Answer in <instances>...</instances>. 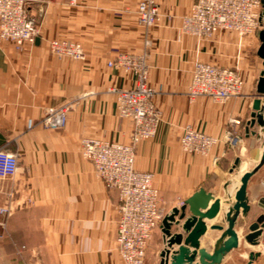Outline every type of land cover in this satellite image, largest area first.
<instances>
[{
  "label": "crops",
  "instance_id": "0c3cea01",
  "mask_svg": "<svg viewBox=\"0 0 264 264\" xmlns=\"http://www.w3.org/2000/svg\"><path fill=\"white\" fill-rule=\"evenodd\" d=\"M160 18L152 26L140 22L139 0H29L39 34L17 47L0 39V147L19 154L13 179L0 177V204L13 212L0 225V264H124L117 248L119 192L100 178L81 153L84 137L129 142L133 121L117 111L113 88L133 87L135 74L115 62L122 53L144 58L149 84L161 111L156 134L138 143L136 167L155 173L154 183L169 212L200 187L222 198L221 210L206 219L201 246L211 250L241 175L256 164L264 145V128L247 132L257 84L264 69L258 55V30L240 37L234 30L196 36L183 31L182 17L195 0H157ZM264 19V18H263ZM263 29V28H262ZM78 40L85 57H59L51 39ZM238 67L244 85L238 96L216 101L191 97L195 61ZM73 104L63 127L39 121L47 106ZM31 123V124H30ZM186 125L217 139L207 155L185 152L180 136ZM252 131H256L253 133ZM228 132L232 136H228ZM252 208L240 216V245L221 264H264V230L256 245L248 243V225L264 212V164L247 189ZM165 246L161 222L148 242L145 264H158ZM198 261L195 258L193 264Z\"/></svg>",
  "mask_w": 264,
  "mask_h": 264
},
{
  "label": "built area",
  "instance_id": "2783aa9c",
  "mask_svg": "<svg viewBox=\"0 0 264 264\" xmlns=\"http://www.w3.org/2000/svg\"><path fill=\"white\" fill-rule=\"evenodd\" d=\"M262 0H195L183 15V31L196 36L212 35L219 30H234L240 37L264 29ZM139 20L146 26L160 18L157 0H139L136 8ZM39 34L37 19L30 13L29 0H0V39L21 47L33 42ZM50 49L59 57L84 58V45L78 40L51 39ZM110 65L123 67L135 74L133 87L113 88L117 93V111L133 121L129 142L97 137L81 140L82 156L91 161L100 178L119 192L116 243L124 264H145L148 242L167 213L160 191L154 183L155 173L136 167V149L140 141L153 137L161 120V111L149 84V69L143 57L122 53ZM244 85L238 67L195 61L189 94L209 95L216 101L238 96ZM73 102L47 106L40 123L47 128L63 127ZM31 124V123H30ZM232 136L228 132V137ZM218 138L186 125L180 136L182 149L191 154L207 155ZM19 154L0 147V177L13 179L19 168ZM183 202H181L182 204ZM13 212L11 201L0 204V225Z\"/></svg>",
  "mask_w": 264,
  "mask_h": 264
},
{
  "label": "water",
  "instance_id": "95a60500",
  "mask_svg": "<svg viewBox=\"0 0 264 264\" xmlns=\"http://www.w3.org/2000/svg\"><path fill=\"white\" fill-rule=\"evenodd\" d=\"M262 16L264 17V0ZM261 44L258 49V55L263 59L264 65V29L259 32ZM258 96L253 101L252 118L248 121L246 130L256 124L264 128V69L262 70L257 84ZM255 133L256 131H252ZM257 160L253 168L246 170L240 177V184L237 187L233 199L224 200L231 202L223 223L213 222L211 229L221 231V234L214 243L211 250L201 246L200 237L207 229L206 219L215 218L220 210L222 198L216 197L205 187H200L192 195L187 197L180 206L173 207L165 214L161 221V227L164 234L165 246L161 251V259L158 264H221L224 256L234 248L240 245V237L236 229L239 217L247 216L252 208L249 201L247 189L253 174L264 164V145L261 151L255 155ZM261 206L264 208V199H261ZM249 231L244 234L245 240L256 245L260 242L259 237L264 230V212L248 225ZM259 255V252H251L247 264H252L253 260Z\"/></svg>",
  "mask_w": 264,
  "mask_h": 264
},
{
  "label": "rangeland",
  "instance_id": "374dc122",
  "mask_svg": "<svg viewBox=\"0 0 264 264\" xmlns=\"http://www.w3.org/2000/svg\"><path fill=\"white\" fill-rule=\"evenodd\" d=\"M246 217V216H245ZM242 226L244 227V229L248 226V221H243L241 222Z\"/></svg>",
  "mask_w": 264,
  "mask_h": 264
}]
</instances>
